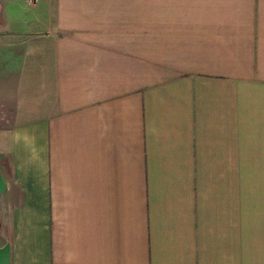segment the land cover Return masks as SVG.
Returning <instances> with one entry per match:
<instances>
[{
	"label": "crops",
	"instance_id": "0c3cea01",
	"mask_svg": "<svg viewBox=\"0 0 264 264\" xmlns=\"http://www.w3.org/2000/svg\"><path fill=\"white\" fill-rule=\"evenodd\" d=\"M0 24L9 264H264V0H0Z\"/></svg>",
	"mask_w": 264,
	"mask_h": 264
},
{
	"label": "rangeland",
	"instance_id": "374dc122",
	"mask_svg": "<svg viewBox=\"0 0 264 264\" xmlns=\"http://www.w3.org/2000/svg\"><path fill=\"white\" fill-rule=\"evenodd\" d=\"M24 11H28L26 9H24ZM6 16H9L10 10L6 9L5 12ZM20 25H10L9 27L6 26L5 24H0V35L2 34H6L5 38L1 39L0 37V48H3L4 50L0 51V74L1 73H5L6 70L8 68H11V63L13 61L12 58H16V57H12L11 52H7V50L9 51H14L15 54H19L21 47H22V38L21 35L22 33H20L21 31L19 30L20 27H18ZM27 26V25H26ZM30 26V25H29ZM28 26V27H29ZM26 31V28H25ZM1 109V107H0ZM2 122H6V120H0V123Z\"/></svg>",
	"mask_w": 264,
	"mask_h": 264
},
{
	"label": "water",
	"instance_id": "95a60500",
	"mask_svg": "<svg viewBox=\"0 0 264 264\" xmlns=\"http://www.w3.org/2000/svg\"><path fill=\"white\" fill-rule=\"evenodd\" d=\"M8 187V183L0 170V194ZM11 257V246L9 242L0 246V264H9Z\"/></svg>",
	"mask_w": 264,
	"mask_h": 264
}]
</instances>
